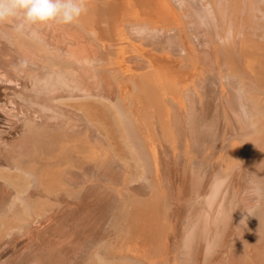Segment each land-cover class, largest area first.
Returning a JSON list of instances; mask_svg holds the SVG:
<instances>
[{"label": "bare ground", "instance_id": "obj_1", "mask_svg": "<svg viewBox=\"0 0 264 264\" xmlns=\"http://www.w3.org/2000/svg\"><path fill=\"white\" fill-rule=\"evenodd\" d=\"M86 4L0 24V264H264V0Z\"/></svg>", "mask_w": 264, "mask_h": 264}, {"label": "clouds", "instance_id": "obj_2", "mask_svg": "<svg viewBox=\"0 0 264 264\" xmlns=\"http://www.w3.org/2000/svg\"><path fill=\"white\" fill-rule=\"evenodd\" d=\"M87 11L86 0H0V24L22 19L29 25H78Z\"/></svg>", "mask_w": 264, "mask_h": 264}]
</instances>
